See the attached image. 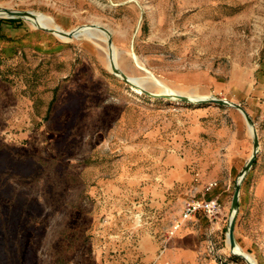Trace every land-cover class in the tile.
Returning a JSON list of instances; mask_svg holds the SVG:
<instances>
[{
  "label": "rangeland",
  "instance_id": "rangeland-1",
  "mask_svg": "<svg viewBox=\"0 0 264 264\" xmlns=\"http://www.w3.org/2000/svg\"><path fill=\"white\" fill-rule=\"evenodd\" d=\"M0 264H264V0H0ZM138 89V90H137ZM210 181L216 185L207 188ZM216 198L208 216L186 202Z\"/></svg>",
  "mask_w": 264,
  "mask_h": 264
},
{
  "label": "water",
  "instance_id": "water-1",
  "mask_svg": "<svg viewBox=\"0 0 264 264\" xmlns=\"http://www.w3.org/2000/svg\"><path fill=\"white\" fill-rule=\"evenodd\" d=\"M0 11L4 12L8 17H15V16L24 17V18L26 16L35 17L34 13L31 11L12 10V9H3V10L0 9ZM83 26L84 25L77 26V27H75L69 31H64V30L56 31V29L44 27V26H38V27L42 28L43 30L52 32V33L57 32L62 37H72V36L79 35L81 33L79 30ZM88 26L94 30L101 31V32L106 33L108 35L107 30L100 25L90 24ZM106 41H107L108 48H110L112 46L110 38L108 37L106 39ZM109 67L114 74H116V75L119 74V76L121 78H123L125 81L129 82L131 85L137 87L138 89L142 90L143 92H145L147 94L159 96V97L171 96V97L178 98L180 100H185V101L191 100L187 96L182 95V94H177V93L168 94L166 92H157V93L156 92H149V91L145 90L144 88H142L141 86H139L138 83H135L132 80H130V78L126 74H124L120 69H118L113 62L110 61ZM194 102H209V103L227 105V106H231L233 108H236L237 110H239L241 112V114L243 115L244 119L246 120L248 126H250V132L252 134V151H251L250 156L246 160L244 166L242 167L238 178L235 180L234 189H233V193H232L231 201H230V214H229V219L227 221V226H226V237H227L229 248L231 249L232 253L243 257L248 264H254L251 260L246 258V256H244L243 254L235 252L232 250V249L237 247V244L235 243L234 236H233V226H234L235 214L237 212V207H238L239 184H240L242 177L244 176L246 171L251 166V164L255 158V154L258 151V139H257L256 131L254 128V123H253L251 117L249 116V114L247 113V111L240 104L233 102L231 100H228L226 98L211 96V97H208L206 99H194Z\"/></svg>",
  "mask_w": 264,
  "mask_h": 264
},
{
  "label": "bare ground",
  "instance_id": "bare-ground-1",
  "mask_svg": "<svg viewBox=\"0 0 264 264\" xmlns=\"http://www.w3.org/2000/svg\"><path fill=\"white\" fill-rule=\"evenodd\" d=\"M0 13H4L2 11H0ZM35 17H31V16H26L25 18L34 26L38 27V26H44V27H49V28H53L56 29V31H60L63 30L59 25L54 24L52 22V18L42 12H33ZM82 35H85L87 37L90 38H95L96 37V30L92 29L91 27H89L88 25H84L80 30H79ZM54 34H56L57 36L62 37L60 34H58L57 32H55ZM106 58H107V65L109 66L110 61L113 62L116 65V56H115V51H114V47L111 46L110 48H108V46H106ZM119 76V74H117ZM130 78V80H132L135 83H139L138 78L137 77H133V76H128ZM155 84L159 85L161 87V90L159 92H166L168 94H174L176 93L175 90H173L172 88L167 87L166 85H164L159 79L153 78ZM138 90V89H137ZM208 97H211V95H207V94H202V95H191L188 96L189 99L194 100V99H206ZM249 131H250V126H248ZM231 250V249H230ZM235 252L241 253L244 256H246V258H248L249 260H251L254 263V260L252 259L251 255L247 252H245L239 245H237L236 248L232 249Z\"/></svg>",
  "mask_w": 264,
  "mask_h": 264
},
{
  "label": "built area",
  "instance_id": "built-area-1",
  "mask_svg": "<svg viewBox=\"0 0 264 264\" xmlns=\"http://www.w3.org/2000/svg\"><path fill=\"white\" fill-rule=\"evenodd\" d=\"M215 185L216 182L210 181L207 185V188L209 189L211 187H214ZM219 206V202H217L216 198L191 200L184 204L183 215L184 217H187L195 210L202 209L208 216H210L219 209Z\"/></svg>",
  "mask_w": 264,
  "mask_h": 264
},
{
  "label": "crops",
  "instance_id": "crops-1",
  "mask_svg": "<svg viewBox=\"0 0 264 264\" xmlns=\"http://www.w3.org/2000/svg\"><path fill=\"white\" fill-rule=\"evenodd\" d=\"M11 18V17H10ZM1 21V20H0Z\"/></svg>",
  "mask_w": 264,
  "mask_h": 264
}]
</instances>
